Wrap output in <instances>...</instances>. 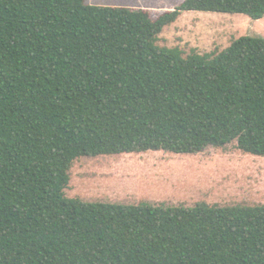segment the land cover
Wrapping results in <instances>:
<instances>
[{"label": "trees", "instance_id": "16d2710c", "mask_svg": "<svg viewBox=\"0 0 264 264\" xmlns=\"http://www.w3.org/2000/svg\"><path fill=\"white\" fill-rule=\"evenodd\" d=\"M264 20V0L148 10L0 0V264H264V206L68 199L77 160L235 144L264 158V38L186 55L185 13Z\"/></svg>", "mask_w": 264, "mask_h": 264}, {"label": "rangeland", "instance_id": "374dc122", "mask_svg": "<svg viewBox=\"0 0 264 264\" xmlns=\"http://www.w3.org/2000/svg\"><path fill=\"white\" fill-rule=\"evenodd\" d=\"M90 5L148 10L154 20L183 0H87ZM242 37H263L264 20L244 15L191 12L165 28L158 45L188 55L223 51ZM65 196L116 205L222 207L264 206V158L246 155L235 144L197 155L164 152L77 160Z\"/></svg>", "mask_w": 264, "mask_h": 264}]
</instances>
